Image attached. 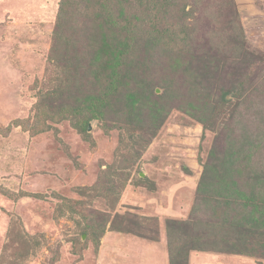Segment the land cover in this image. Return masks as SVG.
<instances>
[{
    "label": "rangeland",
    "instance_id": "obj_1",
    "mask_svg": "<svg viewBox=\"0 0 264 264\" xmlns=\"http://www.w3.org/2000/svg\"><path fill=\"white\" fill-rule=\"evenodd\" d=\"M61 1L0 0V264H170L169 225L198 232L205 166L218 191L235 157L246 179L264 166V0L190 2L180 69L208 66L211 108L180 71L160 114L123 102L101 120L78 53L54 55ZM158 1L152 25L172 31L179 0ZM263 233L255 256L193 250L187 264H264Z\"/></svg>",
    "mask_w": 264,
    "mask_h": 264
},
{
    "label": "trees",
    "instance_id": "obj_2",
    "mask_svg": "<svg viewBox=\"0 0 264 264\" xmlns=\"http://www.w3.org/2000/svg\"><path fill=\"white\" fill-rule=\"evenodd\" d=\"M190 2L195 1L170 3L172 9L165 17L168 21L173 18L178 21L169 31L168 27L158 30L152 25L153 17H164L158 0L61 1L54 55L62 51L67 57L77 52L82 59L84 80L93 81L92 85L100 91L89 97L94 109L92 119H102L103 106H118L123 102L128 103L133 112L143 111L146 117L160 114L169 99L179 98L180 91L175 85L184 78L191 80L194 102L211 108V96H200L198 92L199 87L204 92L211 88V83L207 82L208 66L195 65L194 57H190L189 65L180 69L189 53L185 24L189 20ZM169 32L174 38L171 39ZM180 71L178 80L169 77ZM158 86L164 89L161 95L155 92ZM88 123V120L83 121V125ZM233 161L230 175H222L219 180V191L213 189L211 181L216 165L205 166L193 211L194 228H198V232L194 238L190 237L185 230L188 222L169 225L170 264H187L193 250L247 256H255L258 250H263L260 240L264 228V197L260 196L264 191V166H258L257 171L254 169L256 174L260 171V175L246 179L244 175L248 170L244 163L237 157ZM258 189L262 191L259 194ZM255 244L259 249L254 248Z\"/></svg>",
    "mask_w": 264,
    "mask_h": 264
},
{
    "label": "crops",
    "instance_id": "obj_3",
    "mask_svg": "<svg viewBox=\"0 0 264 264\" xmlns=\"http://www.w3.org/2000/svg\"><path fill=\"white\" fill-rule=\"evenodd\" d=\"M256 18H258V19H263V17H262V16H257Z\"/></svg>",
    "mask_w": 264,
    "mask_h": 264
}]
</instances>
